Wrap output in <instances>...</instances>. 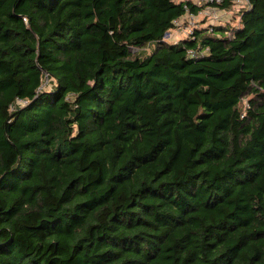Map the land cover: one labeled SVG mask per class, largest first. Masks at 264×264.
<instances>
[{"label":"trees","instance_id":"trees-1","mask_svg":"<svg viewBox=\"0 0 264 264\" xmlns=\"http://www.w3.org/2000/svg\"><path fill=\"white\" fill-rule=\"evenodd\" d=\"M249 1L236 27L171 42L201 6L0 0V264H264V0Z\"/></svg>","mask_w":264,"mask_h":264},{"label":"rangeland","instance_id":"rangeland-1","mask_svg":"<svg viewBox=\"0 0 264 264\" xmlns=\"http://www.w3.org/2000/svg\"><path fill=\"white\" fill-rule=\"evenodd\" d=\"M179 1V0H176ZM197 6H201L202 10L197 14H190L191 17L185 16L183 18V25L184 27H189L190 25H197L198 27L206 26L209 24L214 25H230L232 27H236L240 24V12L244 7L242 4V1L236 2L231 9L225 10L220 9L218 7H214L212 5H206L205 0H191ZM186 35V29H177L172 30L171 33L166 35V39L168 41L174 42L178 41L180 38L185 37ZM154 48V42L149 43V45L142 49L140 54L142 56H145L147 54H150L152 49ZM132 49L138 53L139 49L136 47H132ZM247 98H245L244 103L246 105Z\"/></svg>","mask_w":264,"mask_h":264},{"label":"built area","instance_id":"built-area-1","mask_svg":"<svg viewBox=\"0 0 264 264\" xmlns=\"http://www.w3.org/2000/svg\"><path fill=\"white\" fill-rule=\"evenodd\" d=\"M211 1H213V0H205L206 3H207V2H211ZM217 1H219V0H217ZM239 1H242V2H243L242 4H244L243 6H245V7H249V6H250V1H249V0H234L235 3H236V2H239ZM190 14L193 15V13L188 12V13H186L184 16L179 17V18H176V19L174 20V28H173L172 30H177V29H183V30H185V29H186V35H185V37H190L191 34H192V32H193V30H194V28L197 27V25H190L189 27H184L183 22H182V21H183V18H184L185 16L188 15V17H191ZM25 20H26V18H25ZM172 30H171V31H172ZM171 31L167 32L166 35H167L168 33L170 34ZM229 33H230V32H229ZM166 35H165V39H166ZM174 42H176V41H174ZM191 53L194 54V52H192V51H191Z\"/></svg>","mask_w":264,"mask_h":264}]
</instances>
